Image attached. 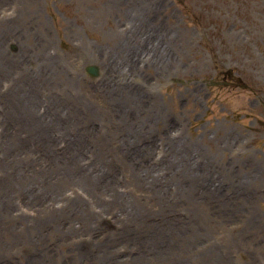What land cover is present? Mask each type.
Wrapping results in <instances>:
<instances>
[{"label": "rangeland", "instance_id": "374dc122", "mask_svg": "<svg viewBox=\"0 0 264 264\" xmlns=\"http://www.w3.org/2000/svg\"><path fill=\"white\" fill-rule=\"evenodd\" d=\"M0 264H264V0H0Z\"/></svg>", "mask_w": 264, "mask_h": 264}, {"label": "water", "instance_id": "95a60500", "mask_svg": "<svg viewBox=\"0 0 264 264\" xmlns=\"http://www.w3.org/2000/svg\"><path fill=\"white\" fill-rule=\"evenodd\" d=\"M87 71H88L91 75L96 76L98 69H97L95 66H89V67L87 68Z\"/></svg>", "mask_w": 264, "mask_h": 264}, {"label": "bare ground", "instance_id": "6f19581e", "mask_svg": "<svg viewBox=\"0 0 264 264\" xmlns=\"http://www.w3.org/2000/svg\"><path fill=\"white\" fill-rule=\"evenodd\" d=\"M6 221H8V220H6Z\"/></svg>", "mask_w": 264, "mask_h": 264}]
</instances>
